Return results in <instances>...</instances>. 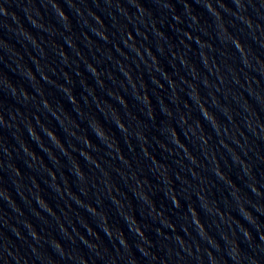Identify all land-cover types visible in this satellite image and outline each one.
Here are the masks:
<instances>
[{"label": "water", "instance_id": "water-1", "mask_svg": "<svg viewBox=\"0 0 264 264\" xmlns=\"http://www.w3.org/2000/svg\"><path fill=\"white\" fill-rule=\"evenodd\" d=\"M0 264H264V0H0Z\"/></svg>", "mask_w": 264, "mask_h": 264}, {"label": "clouds", "instance_id": "clouds-1", "mask_svg": "<svg viewBox=\"0 0 264 264\" xmlns=\"http://www.w3.org/2000/svg\"><path fill=\"white\" fill-rule=\"evenodd\" d=\"M61 14L64 16L65 19H67L66 15H65L63 12H62ZM241 47H243V46L241 45ZM204 115H211V114L207 112V109H205V110H204ZM213 118H214V117H213ZM119 127H121V129H124V128H125V125L121 122V123L119 124ZM50 134H51L52 136H54V133H51V132H50ZM99 136H100V137L104 136V134H103L102 131H100ZM175 204H176L177 206H179V201H178V200H175ZM201 227H202V226H201Z\"/></svg>", "mask_w": 264, "mask_h": 264}]
</instances>
